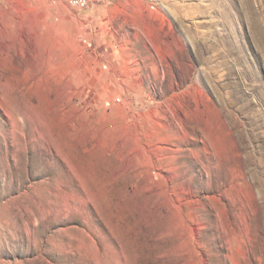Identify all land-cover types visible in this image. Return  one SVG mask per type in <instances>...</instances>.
Returning a JSON list of instances; mask_svg holds the SVG:
<instances>
[{"label": "rangeland", "instance_id": "374dc122", "mask_svg": "<svg viewBox=\"0 0 264 264\" xmlns=\"http://www.w3.org/2000/svg\"><path fill=\"white\" fill-rule=\"evenodd\" d=\"M0 264H264V0H0Z\"/></svg>", "mask_w": 264, "mask_h": 264}, {"label": "built area", "instance_id": "2783aa9c", "mask_svg": "<svg viewBox=\"0 0 264 264\" xmlns=\"http://www.w3.org/2000/svg\"><path fill=\"white\" fill-rule=\"evenodd\" d=\"M67 1L70 7L82 11L91 9L96 3V0H67Z\"/></svg>", "mask_w": 264, "mask_h": 264}]
</instances>
